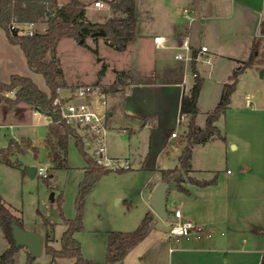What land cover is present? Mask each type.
I'll return each instance as SVG.
<instances>
[{"label": "crops", "instance_id": "crops-1", "mask_svg": "<svg viewBox=\"0 0 264 264\" xmlns=\"http://www.w3.org/2000/svg\"><path fill=\"white\" fill-rule=\"evenodd\" d=\"M58 1L60 5L67 2ZM94 3L88 2L85 10V17L91 22L105 23L116 15L126 17L112 9L108 14H99L101 8L95 7ZM136 16L135 38L128 42L124 51H117L123 55L120 60L119 56L113 59L112 69L116 74L123 72L126 76L116 91L107 93L99 87L97 94L109 99L108 117H114L119 111L125 116L130 130H148L149 153L144 159L142 155L139 158L142 170L151 173L150 196L158 179V166L167 168L166 163L175 166L179 163V159L171 158L167 151L172 141L175 139L184 145L183 152L187 145L185 132L189 116L180 121V105L182 96L192 90L195 73L204 79L196 117V124L204 127L208 114L221 99L225 84L230 82L234 72L240 71L229 108L216 122L224 139L216 136L195 145L193 155L198 146L205 147L218 140L228 147L232 145L233 151H240L241 161L237 163L236 172L227 170L225 174H215L218 181L214 185L184 184L188 193L177 189L170 193L168 189V218L174 217L173 211L179 209L184 220L192 221L204 232L200 237L175 238L170 237L168 231L166 264H260L264 255V77H260L264 58L260 57L261 49L251 66L244 68V62L249 60L254 43L257 42L259 47L261 44L264 52V0H136ZM157 36L163 37L161 45L154 43ZM98 40L88 37L87 46L80 45L94 51V42ZM184 42H187V48L182 47ZM203 46L207 51H202ZM12 75L29 77L40 89L49 92L44 77L30 70L20 46L12 44L0 26V83H8ZM83 84L88 83L71 85L67 82L68 87L60 90V96H72L76 87ZM14 95L10 94L11 97ZM248 97L253 102L251 106L247 105ZM40 114L25 103L11 108L0 102V126L8 122L11 127L14 122H20V118L32 119L41 117ZM42 116L48 129L49 121L44 114ZM39 121L43 122L41 118ZM178 124L184 126L182 133L173 136ZM22 140L33 147L30 138ZM191 171L201 181L215 176L210 170L196 168L193 159ZM0 200L24 227L20 212L1 197ZM177 220L174 217L173 222ZM154 223L155 218L152 225ZM31 230L43 236L49 233L51 244L57 249L61 247L60 240L57 246L54 231L50 233L46 225ZM111 231H107L108 237ZM0 235L5 239L6 250L10 243L1 228ZM151 235L152 228L148 237L126 256L122 264H142L147 257L151 264H161L157 261L162 240L151 238ZM107 244L108 239L104 247L91 255L82 251L84 257L104 261ZM150 245L152 248L148 250ZM20 251L28 257V249L21 248L15 256V264ZM47 256L51 264H59Z\"/></svg>", "mask_w": 264, "mask_h": 264}, {"label": "rangeland", "instance_id": "rangeland-1", "mask_svg": "<svg viewBox=\"0 0 264 264\" xmlns=\"http://www.w3.org/2000/svg\"><path fill=\"white\" fill-rule=\"evenodd\" d=\"M87 1L94 3L96 0ZM102 2L104 7L100 9L99 14H108L111 8L107 2L103 0ZM42 30L43 26L39 25V31ZM80 44L74 39L66 38L49 53V58L55 60L62 69L64 80L71 85L92 84L106 89L107 93L116 91V88L110 85L117 77L115 70L112 69L113 59L119 56L120 60V56L123 55L108 45L103 38L94 42V51H88ZM260 46V57L264 58L263 47L261 44ZM62 96L69 98L71 94ZM106 101L110 110L109 99L107 98ZM40 115L41 117L36 116L32 119L20 118L18 119L20 122H14L11 127L8 122L0 126V148H4L0 153L3 155L15 152L10 155V158L20 165V167H10L0 163V197L20 212L26 230H31L32 227L42 228L45 226V220L55 224L54 234L59 246V240L66 228L62 224L61 211L67 219H74L77 216L79 186L85 177L87 162L74 140H71L67 166L55 169L45 147V137L48 132L45 118L43 114ZM40 118L43 122L39 121ZM108 120L107 153L122 163L127 162L131 168L130 170H111L112 172L103 175L97 181L85 196L83 229L75 234V238L81 243L82 251L91 255L93 251L104 247L105 242L107 243V231H133L142 222L145 214L151 212L155 214L156 221L151 226V238L160 237L162 240L157 263L161 261V264H166L168 252L166 233L172 227L174 217L163 220L150 206L149 184L152 182V177L149 171L142 170L139 158L142 155L144 159L149 153L148 130H130L125 123V116L119 111H116L114 117H108ZM183 124L177 125L176 133H182ZM23 138H30L35 150L18 152L17 146L20 149L26 147L21 142ZM12 140L18 141L19 145L8 146ZM183 148L184 145L178 144L174 139L167 151L171 158L177 160L182 155ZM85 151L92 158V147H85ZM240 154V151H233L232 145L228 147L226 143L216 140L205 147L198 146L194 150L193 164L198 169L210 170L214 175H222L227 173V170L236 172L237 163L241 161ZM32 166H43L48 170L49 177L47 179L38 175L30 177L27 167ZM166 167L158 166V179L155 185L163 181L166 171H174L173 177L182 176L183 186L191 183L190 179L198 180L193 171L186 174L180 168V162L176 166L174 163H166ZM175 189H177L176 184L171 181L169 192ZM5 247V239L0 235V253L5 251ZM151 248L152 245L148 247V250ZM27 255L28 257L20 251L17 255V264H28L27 259L30 258L28 251ZM47 255L43 250V254L36 258L34 264H51L52 261ZM146 260L142 264H151L148 257ZM57 261L59 264L72 262L67 259Z\"/></svg>", "mask_w": 264, "mask_h": 264}, {"label": "trees", "instance_id": "trees-1", "mask_svg": "<svg viewBox=\"0 0 264 264\" xmlns=\"http://www.w3.org/2000/svg\"><path fill=\"white\" fill-rule=\"evenodd\" d=\"M99 1V0H96ZM95 1V2H96ZM107 2L114 13L122 12L126 17L113 16L105 23H94L86 19L85 10L88 5L87 0H67L60 5L58 0H0V26L6 31L9 41L19 45L25 54L28 66L34 73L44 77L49 88V92L43 91L29 77L12 75L8 83H0V102L7 103L11 108L25 103L35 111L49 114L51 121L48 124L46 135V148L55 169L65 168L69 143L74 140L79 151L86 159L85 177L79 186V196L77 199L78 214L74 219H67L61 211L62 224L65 230L61 236V247L55 248L51 242L50 234L44 236V251L50 255L52 260L67 259L69 264H122L126 256L142 241H144L151 230L154 221V214L147 212L133 231H111L108 237L105 260L96 262L84 257L81 243L75 238V234L83 229V205L85 196L95 186L97 181L105 174L112 172L99 165L89 157L85 151L83 139L79 132L66 122L60 119V114L55 100L60 96V90L68 87L64 80V74L55 60L49 58V53L55 50L59 43L66 38L74 39L87 46L88 37L98 40L103 38L111 47L117 51H124L128 42L136 36V0H103ZM36 22L46 26L43 33L33 37L17 33L11 30L13 23L25 24ZM259 51L258 43H254L252 54L248 61L244 62V68L253 64L256 54ZM240 71L234 72L225 88L216 108L208 114L206 124L200 127L196 124L198 115V99L204 79L195 73V83L189 94H184L180 105V118L189 116L185 137L187 145L179 158L180 168L187 174L192 170L193 147L204 144L213 137L224 139L216 122L221 116L226 114L231 97L236 90ZM125 73L117 72V78L112 88L119 87L123 82ZM15 93L14 97L10 94ZM18 141L10 142V145L17 146ZM24 148L17 146L18 152H25L29 149L35 150L28 141H21ZM2 149H0L1 151ZM9 153H0V162L11 166L20 167L14 163ZM174 171H166L163 180L171 183L173 181L179 191L188 193L182 185V176H174ZM173 177V178H171ZM192 184L206 187L214 185L218 181L215 175L211 180H193ZM16 221L20 226L22 223L11 212V210L0 200V228L3 230L10 246L0 255V264H15V256L21 247L15 245L12 235L11 223ZM45 225L54 231L55 224L45 220ZM34 258L30 256L27 263L31 264ZM264 264V255L261 263Z\"/></svg>", "mask_w": 264, "mask_h": 264}, {"label": "built area", "instance_id": "built-area-1", "mask_svg": "<svg viewBox=\"0 0 264 264\" xmlns=\"http://www.w3.org/2000/svg\"><path fill=\"white\" fill-rule=\"evenodd\" d=\"M94 5L97 8L104 7L102 0L96 1ZM39 25L42 24L36 22L25 24L13 23L11 30L28 37H33L46 30V26L42 25L43 30L39 31ZM154 43L161 45L163 43V37H155ZM182 47L187 48V42H184ZM202 51H207V47L203 46ZM178 57H180V55ZM97 92H100L99 87H95L92 84H83L76 87L71 97L65 98L59 96L55 100V104L58 107L60 119L79 132L85 147H92V158L95 162L109 170H128L131 167L127 162L122 163L120 160L110 157L107 153L106 133L108 131V104L106 99L98 95ZM246 102L248 106L253 104L249 97ZM35 112L41 113L37 110H35ZM42 114L46 116L49 122L51 121V116L49 114ZM185 117L186 115L182 116L180 121ZM176 135L177 133H173V136ZM47 171L48 170L43 166H39L37 167L36 175L47 179L49 177ZM172 214L178 220L172 222V227L169 230L170 237L190 238L191 236L200 237L203 234V228L194 224L192 221L184 220L179 209L174 210Z\"/></svg>", "mask_w": 264, "mask_h": 264}, {"label": "water", "instance_id": "water-1", "mask_svg": "<svg viewBox=\"0 0 264 264\" xmlns=\"http://www.w3.org/2000/svg\"><path fill=\"white\" fill-rule=\"evenodd\" d=\"M14 34H17V32L15 31ZM260 77H264V69L261 70ZM36 171L37 167L35 166L27 167V172L30 177H35ZM169 186L170 184L168 181H161L155 186L149 198L151 208L163 220H168L167 193ZM11 229L17 247L27 248L30 256L34 259L42 255L44 236L40 232L26 230L16 221L11 223Z\"/></svg>", "mask_w": 264, "mask_h": 264}]
</instances>
